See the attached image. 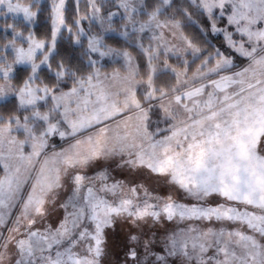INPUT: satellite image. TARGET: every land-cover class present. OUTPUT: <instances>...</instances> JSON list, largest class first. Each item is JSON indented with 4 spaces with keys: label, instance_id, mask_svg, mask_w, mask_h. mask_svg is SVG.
Wrapping results in <instances>:
<instances>
[{
    "label": "snow or ice",
    "instance_id": "snow-or-ice-1",
    "mask_svg": "<svg viewBox=\"0 0 264 264\" xmlns=\"http://www.w3.org/2000/svg\"><path fill=\"white\" fill-rule=\"evenodd\" d=\"M0 264H264V0H0Z\"/></svg>",
    "mask_w": 264,
    "mask_h": 264
}]
</instances>
